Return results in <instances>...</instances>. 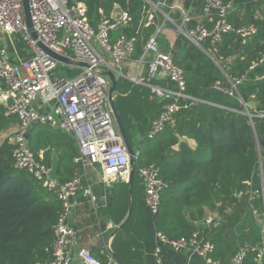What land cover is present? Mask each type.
<instances>
[{
  "label": "trees",
  "instance_id": "obj_1",
  "mask_svg": "<svg viewBox=\"0 0 264 264\" xmlns=\"http://www.w3.org/2000/svg\"><path fill=\"white\" fill-rule=\"evenodd\" d=\"M77 1L86 4L93 26L98 24L101 10L110 16L119 5L133 14L145 4L144 0ZM224 1L234 4L229 18L234 26L255 25L258 33L246 48L240 36L228 34L214 52L210 40L202 44V50L180 36L174 61L185 72L188 93L201 101L180 111L175 127L167 128L154 140L147 139L152 120L168 102L156 97L147 86L119 79L115 100L128 139L138 148L135 172L154 163L169 185L154 216L157 231L170 239L189 237L197 229L187 221V212L193 221L205 210L218 212L223 221L205 233L216 245V259L221 263L231 261L244 249L245 264H255L256 249L264 239L263 228L258 226L264 221V80L257 78L264 75V63L254 70L250 67L264 58V0ZM145 40L140 41L137 54H142ZM226 59H231L230 63ZM243 75L246 81L235 97L215 89H229L231 81ZM154 84L173 87L166 82ZM211 91L217 95L211 97ZM246 107L252 118L245 114ZM3 113L0 105V135L20 123ZM183 137L195 141L196 148L180 142ZM29 144L37 152L45 144L57 148L59 139L41 125H34ZM178 144L179 149L174 150ZM13 147L8 138L0 144V264L45 263L52 257L60 203L26 172L15 168ZM76 155L72 144L64 147L63 160ZM74 171L67 168L70 179ZM54 176L60 178L64 173L56 171ZM138 183L135 176V185ZM121 193L128 204L129 186ZM132 223L133 215L124 228ZM140 250L131 247L122 254L113 248V254L122 264H143ZM107 260L106 253L100 257L103 264Z\"/></svg>",
  "mask_w": 264,
  "mask_h": 264
},
{
  "label": "built area",
  "instance_id": "obj_2",
  "mask_svg": "<svg viewBox=\"0 0 264 264\" xmlns=\"http://www.w3.org/2000/svg\"><path fill=\"white\" fill-rule=\"evenodd\" d=\"M33 29L27 24L23 0H0V105L4 117H16L19 126L9 138L14 146V166L26 172L50 196L60 203V212L54 225L55 240L52 257L38 264H74L77 233L71 223L73 199L82 189V176H75L64 183L52 174L51 168L39 159L29 144V131L34 125L49 126L71 136L79 152L74 163L84 171L99 166L104 183L129 184L133 166L131 158L117 126L110 104L111 83L106 73L111 71L136 84L147 86L161 100H168L163 111L152 120L147 139L154 140L167 128L175 127L177 115L183 109L200 101L188 93L184 70L178 66L171 53L161 50L156 37L150 38L140 55L133 76L122 72L121 66L133 62L137 55L139 34L125 33L133 24V14L122 11L118 16H107L100 11L98 24L93 26L88 19L85 3L77 0H28ZM179 11V10H178ZM234 11L232 1L204 0L202 21L188 28L189 16L184 11L181 32L187 38L202 46L210 40L216 45L223 42L228 34H236L247 44L258 33L255 25L236 27L230 22ZM143 26H153L161 15L157 4L145 0ZM171 20L167 15V20ZM179 28V27H178ZM122 31L117 37L114 32ZM162 27L158 28L160 33ZM8 36L21 39L22 51L10 52L4 44ZM44 45L54 53L66 57L72 64L56 61L41 48ZM24 53V55H21ZM110 57V63L107 57ZM264 63V58L254 63V70ZM62 67L68 74L79 71L74 77L61 78L55 75L56 68ZM146 68L143 79L138 78L141 68ZM264 80V75L258 76ZM246 81V75L231 81V88L215 86V89L230 97L238 95V87ZM155 82L172 83L175 89L155 85ZM252 99H255L252 96ZM12 101L9 103V101ZM136 171V170H135ZM145 193L144 203L153 216L159 213L162 194L169 188L161 177L156 164L137 169ZM90 193V192H89ZM206 224L214 220L206 218ZM157 239L162 246L175 252H190L201 257L207 264H221L215 258L216 245L201 231L189 237L170 239L158 232ZM157 254L161 248H157ZM107 264H118L108 246ZM247 250L242 249L231 260V264H243ZM82 264H103L85 248L78 253ZM256 263L264 264V239L256 249Z\"/></svg>",
  "mask_w": 264,
  "mask_h": 264
},
{
  "label": "crops",
  "instance_id": "obj_3",
  "mask_svg": "<svg viewBox=\"0 0 264 264\" xmlns=\"http://www.w3.org/2000/svg\"><path fill=\"white\" fill-rule=\"evenodd\" d=\"M148 1L153 4H157L161 9V15L157 19L156 23L151 27L144 28L142 24L144 18L142 8L141 10L133 13V24L126 29V31L122 29L117 32L121 34L122 31H125L128 35L139 34L138 51L141 40L147 38V40H145L146 43L150 38L156 37L161 50L166 53H171L174 58L177 51V42L180 36L187 38L186 35L181 32L183 20L180 15L181 12L179 11H184L189 16L191 21L188 28H193L197 22H201L203 20L202 7L204 0ZM122 11L126 10L119 5H116L111 13V17L118 16ZM167 15L170 16L171 20H167ZM159 27H162L160 33H158ZM148 35L149 37H147ZM187 39L198 48L204 50L203 45L199 47V45L195 42L189 38ZM4 44L9 48L11 53L15 51H22L24 48L21 39L15 36L6 37ZM208 54L210 53L208 52ZM21 55H24V53ZM140 55L141 53L139 54L138 52L133 62L121 66L122 72L128 75L132 72L130 76H133L137 69ZM211 55L213 56L212 53ZM106 57L108 61L112 63L111 58L108 56ZM230 60L231 59H226V62L230 63ZM145 71L146 68L142 67L138 73L139 79L144 78ZM116 78L117 80L124 79L118 74L116 75ZM172 89H175L174 85ZM213 95L216 96L217 94L211 91L210 96L212 97ZM17 128L18 127H16V129ZM42 128L53 132V134H56L59 139L57 148L54 144H45V148L42 147L39 151H34L35 154L39 156V159L51 168L53 176L54 172L62 171L64 176L60 178L57 177L56 179L61 183L66 182L71 177L70 174L66 172L67 168L69 170V167H73L75 169L73 174L74 177L82 176V189L73 199L74 207L71 219V223L77 233V242L74 250V264H82L78 255L80 249L85 248L89 250L94 257L100 259V257L106 253L108 246H110L112 252L114 248L122 254H125V250L130 251L131 247L132 250L139 247L141 249L140 252H142L143 264H207L196 254H192L190 252H175L171 248L160 244L157 239L158 231L156 229L154 216L150 213L144 203L145 187L143 182L139 181V183L135 185L134 177L132 192L130 184L119 183L114 184V186L106 185L99 166L92 167L87 171H84L80 166L75 165L74 159L78 156L79 149L77 143L71 136L49 126H42ZM32 130L33 128L29 131V138ZM180 142L187 143L192 149H195L197 146L195 141L187 137L180 138ZM69 144L74 146L77 151V155L72 160H63L62 155L64 154V147L66 148ZM173 149L178 150L179 144L173 147ZM127 186H129L128 204L124 202V195L121 193ZM130 204L132 205L133 214H131L133 215V223L125 229L124 227L127 225L128 221L124 227L115 234L116 230L127 220ZM208 217L214 220L215 227L223 221V217L218 212H212L210 210H205L202 216L197 215V219L195 221L191 220L189 212L186 213L187 221L193 225L197 231H201L203 235L212 229L211 226L206 224V218ZM260 222L263 223L264 232V221ZM128 245L130 246V249ZM158 247L161 248L160 254H157L156 251ZM221 264H231V261L223 262ZM255 264H263V262H255Z\"/></svg>",
  "mask_w": 264,
  "mask_h": 264
},
{
  "label": "water",
  "instance_id": "obj_4",
  "mask_svg": "<svg viewBox=\"0 0 264 264\" xmlns=\"http://www.w3.org/2000/svg\"><path fill=\"white\" fill-rule=\"evenodd\" d=\"M23 4H24V10H25V15H26V20H27V24H28V27L30 29H33V24H32V20H31V15H30V8H29V4H28V0H23ZM249 45V42L245 45V48ZM41 48L45 51L46 54H48L50 57H52L53 59H55L56 61L58 62H61L63 64H66V65H70L72 64V61L66 57H63V56H60L56 53H54L53 51L49 50L47 47H45L44 45H40ZM199 47H201L199 45ZM244 48V49H245ZM106 76L109 78L110 80V83H111V89H110V104H111V108H112V111H113V115L115 117V120H116V123H117V126L119 128V131L123 137V140H124V143L126 145V148L128 150V153L130 155V158H131V164L133 166V170H132V173H131V179H130V187H131V192H132V187H133V184H134V177H135V164L139 158V153H138V148L137 147H133L128 139V136H127V133H126V130H125V127H124V124L121 120V117L119 115V112H118V108H117V104H116V94H117V78L115 76V74L111 71L107 72L106 73ZM12 101L10 100L9 103H11ZM245 114L247 116H249L250 118H252L253 116L250 114L248 108L246 107L245 109ZM28 139H29V136H28ZM130 192V193H131ZM131 213H132V205L130 204V209H129V215H128V218L127 220L124 222V224H122L115 232V234L124 227V225L129 221L130 217H131ZM258 226L260 228H263V225L261 222L258 223ZM114 234V235H115ZM116 262L118 264H122L119 259L117 258V256L115 254H113ZM246 262V259L244 260V263L245 264Z\"/></svg>",
  "mask_w": 264,
  "mask_h": 264
},
{
  "label": "rangeland",
  "instance_id": "obj_5",
  "mask_svg": "<svg viewBox=\"0 0 264 264\" xmlns=\"http://www.w3.org/2000/svg\"><path fill=\"white\" fill-rule=\"evenodd\" d=\"M118 34H119L118 32H115V33H114V37H117ZM54 73H55V75H57L58 77H61V78H70V77H74V76L78 75L80 72H79V71H75V72H71L70 74H68L67 71H66L65 69H63L62 67H58V68H56V70L54 71ZM131 73H132V72H130L129 75H131ZM125 80H127V79H125ZM128 81H130L131 83H134V84H135V82H132L131 80H128ZM251 106H252V108L255 107V105H251ZM15 129H16V128H12V129H10V130H8V131L2 133V134L0 135V144H1L6 138H8V139L11 138V136H13L14 133H15ZM31 129H32V128H31ZM30 147H31V146H30ZM62 151H63V150H62ZM135 176H137V178H138L139 181L141 180L137 172H135ZM141 182H142V180H141ZM263 237H264V232H263Z\"/></svg>",
  "mask_w": 264,
  "mask_h": 264
}]
</instances>
